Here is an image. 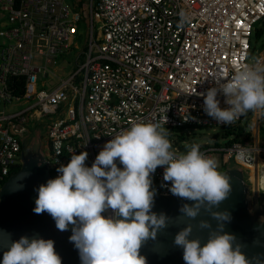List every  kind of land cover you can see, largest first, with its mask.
Masks as SVG:
<instances>
[{
    "label": "built area",
    "instance_id": "1",
    "mask_svg": "<svg viewBox=\"0 0 264 264\" xmlns=\"http://www.w3.org/2000/svg\"><path fill=\"white\" fill-rule=\"evenodd\" d=\"M0 9L7 14L0 30L5 39L0 98L26 103L12 112L0 110V188L22 164L23 137L38 123L46 125L42 151L57 177L72 154L87 152L91 167L114 136L134 122H159L163 115L177 153L186 152L187 144L172 135L177 129L209 128L214 133L202 153L217 163L234 161L252 180L256 171L264 174V145L218 137L217 128L235 129L244 116L226 125L204 111L206 93L218 81L249 62L264 63V55L251 59L264 0H85L81 6L78 0H0ZM180 13L190 22L181 25ZM87 21V58L74 74L62 77L49 64L73 45ZM41 75L57 83L39 88ZM21 77V92L15 94L12 80ZM217 99L222 109L228 107L223 95ZM47 115L57 116L42 121ZM163 172L158 166L151 174V190L171 194Z\"/></svg>",
    "mask_w": 264,
    "mask_h": 264
},
{
    "label": "clouds",
    "instance_id": "2",
    "mask_svg": "<svg viewBox=\"0 0 264 264\" xmlns=\"http://www.w3.org/2000/svg\"><path fill=\"white\" fill-rule=\"evenodd\" d=\"M189 22V17L180 13V24ZM218 95H223L228 107H220ZM204 111L226 125L244 116L235 131H239L249 112L260 113L258 123L261 122L264 63L249 62L230 79L218 81L217 86L206 93ZM166 122L165 115L159 122H134L104 145L91 167L85 163L87 152L72 154L70 162L57 169L59 175L56 177L50 170L56 178L37 189L33 212L48 213L60 231H67L68 226L73 225L69 239L79 251L81 264H146L139 254L142 244L155 239L158 230L168 225L167 216L152 211L155 192L151 190V174L158 166L164 168L163 180L170 182L172 195L193 202L181 207L187 226L174 240L175 245L183 249L185 264H248L239 248H233L235 238L228 233L221 234L223 222L229 220L228 214L212 211L230 192L229 179L222 173L223 169L236 163L223 164L220 160L217 163L206 156L200 151L204 144L200 140L190 141L185 144L186 152L177 153L164 128ZM35 127L30 128L27 136ZM221 132L225 137L232 136V140L236 135L235 132L228 135L227 130L221 129ZM61 147L59 142L55 144L57 155ZM242 170L249 179L246 181L252 183L255 178L250 179L245 169ZM256 174L259 177L257 171ZM259 193L264 194V190ZM108 209L112 210L110 217L106 213ZM202 210L218 222L217 230L212 229L208 220H200L196 225L199 230H209L203 246L199 238L189 239L194 229L192 221ZM2 264H62V260L54 250L53 240L21 237L4 252Z\"/></svg>",
    "mask_w": 264,
    "mask_h": 264
},
{
    "label": "water",
    "instance_id": "3",
    "mask_svg": "<svg viewBox=\"0 0 264 264\" xmlns=\"http://www.w3.org/2000/svg\"><path fill=\"white\" fill-rule=\"evenodd\" d=\"M261 118L263 120L259 127L261 126L260 133L264 141V112ZM25 144L19 171L0 189V264L11 243L21 237L51 239L62 264H81L79 251L69 239L73 225H69L67 231H60L48 213L33 212L38 196L37 189L56 177L50 172L48 161L39 147L26 151ZM231 165L222 172L229 179L230 192L212 211L228 214L229 220L223 222L221 234L228 233L235 238L233 248H239L248 264H264V196L260 197L258 176L256 174L252 194L242 168L237 164ZM186 203L191 205L193 202L172 193H155L152 211L157 215L167 216L168 225L158 230L155 239H149L142 244L139 254L145 258L146 264H185L183 249L176 246L174 240L176 234L187 226L180 212ZM200 220H208L213 230L218 229V222L203 210L192 221L194 229L189 239L199 238L203 246L207 242L209 230H199L196 227Z\"/></svg>",
    "mask_w": 264,
    "mask_h": 264
},
{
    "label": "rangeland",
    "instance_id": "4",
    "mask_svg": "<svg viewBox=\"0 0 264 264\" xmlns=\"http://www.w3.org/2000/svg\"><path fill=\"white\" fill-rule=\"evenodd\" d=\"M5 22H7V14L0 9V29L4 26L3 24H5ZM84 25L81 26L82 29H84ZM258 27H262V31L260 33H257L256 30L254 32L253 35V47H252V54H251V59L252 60H256L257 58H259L260 56L264 55V22L262 23H258L256 25V29ZM2 37L0 36V50L1 47L3 45L2 42ZM86 38L80 37L76 46L73 47L72 53L69 55H60L56 58V62L53 63L52 65H50L51 67H53L55 69V71L61 75L62 77H66L69 75L70 72H73L74 70H78L79 67L81 66V64L83 63V61L85 60V51L87 50L89 42H86L85 40ZM76 40V41H77ZM1 63V60H0ZM57 82V81H56ZM39 88H41L40 85V81H39ZM47 89H51L52 86L51 85H47L46 87ZM26 106L25 102H22L20 104L18 103H13V104H8V103H4L1 101L0 99V110H4L5 112H12V110H19L22 109ZM57 115H47L44 118H41L42 121H46L49 122L50 119L52 117H56ZM253 117V113L251 114L250 112L245 116V120L243 122L246 123L248 120H250ZM37 128H40L39 133H37L35 135V137H40L42 139H44V136L46 134V131L40 127L39 125H37ZM216 131H218V134L221 135V129L217 128ZM176 132V131H175ZM214 133V131L212 129L209 128H205V129H185L183 131H181V135H183L185 138V140L187 141L186 143H190V141L192 140H200V141H204L203 143H205L206 141H209L211 139V135ZM173 136L176 137L177 134H172ZM29 136V135H28ZM27 135H25L23 138H25V145H26V151H28V149H32V145L30 142V138ZM28 137V138H26ZM222 137V135L220 136ZM30 139V140H29ZM37 146V145H36ZM29 147V148H28ZM40 151L41 150V146H39ZM42 155L45 157L44 151L42 152ZM86 165L90 167V163L86 160ZM225 170V169H223ZM246 180L249 181L248 177H246Z\"/></svg>",
    "mask_w": 264,
    "mask_h": 264
},
{
    "label": "crops",
    "instance_id": "5",
    "mask_svg": "<svg viewBox=\"0 0 264 264\" xmlns=\"http://www.w3.org/2000/svg\"><path fill=\"white\" fill-rule=\"evenodd\" d=\"M3 25L4 26L1 29L6 27V23L3 24ZM83 25L85 27H84V29L80 28L79 33L75 37V41H74L73 45L65 53H61L60 55H69V54H71L72 50H73V47L76 46V44H77L75 42H78L80 37L84 36L86 38L85 39L86 42H89V37H90L89 36L90 35L89 22L87 21ZM77 38H78V40H77ZM2 42H3V45H4L5 39H2ZM3 45H2V47H3ZM2 47H1V49H2ZM88 47H89V45H88ZM0 52H1V50H0ZM88 52H89V48H87V50L85 51V60L87 58ZM50 65H52V64H49V68L52 71L56 72L55 69L53 67H51ZM76 71L74 70L73 72H70L68 76L74 74ZM68 76H66V77H68ZM39 81H40L41 87L44 86V85H45V87H47V85L53 86V85H55L57 83L56 82L57 80L56 79H52V77L50 75H48V76L41 75ZM38 85H39V83H38ZM0 99H1L2 102H4L2 98H0ZM18 104H20V103H18ZM64 112H65V109H63L62 113H64ZM258 116L260 117V113H254L253 112V117L250 120H248L246 123L241 125L240 131H238L239 132L238 133L239 134L238 139H241V140L247 139L250 143L264 145V141H262V138H261L262 134L260 133V129H261L260 127L261 126L259 127V124H261L262 121L258 123V118H259ZM37 125H39L40 127H42L46 131V125L38 123V124H36V127L34 128V130L32 129V132L30 133V135L28 137L31 139V140L29 139L31 144H37V145L41 146L42 148H44L47 145V143H48L47 131H46V134L44 136V139H42L40 137H35V135L37 133H39L38 130H40V128H37ZM28 137H26V138H28Z\"/></svg>",
    "mask_w": 264,
    "mask_h": 264
},
{
    "label": "trees",
    "instance_id": "6",
    "mask_svg": "<svg viewBox=\"0 0 264 264\" xmlns=\"http://www.w3.org/2000/svg\"><path fill=\"white\" fill-rule=\"evenodd\" d=\"M72 1H74V0H72ZM78 1H79L80 6H81V5H83L85 0H78ZM261 31H262V27H258L256 29L257 33H260ZM23 83H24V79L22 77L21 78H17L15 80H12L11 89L14 90L15 94H19V92H21V87L23 86ZM179 130L183 131V129H177V131H179ZM239 131H240V129H239ZM233 132L236 133L235 138L233 140H238V138H236V137H239L238 130L237 131H235L233 129H228L227 130L228 135H231V133H233ZM176 136H178L177 141L182 140L184 138V136L181 135L180 132H177Z\"/></svg>",
    "mask_w": 264,
    "mask_h": 264
},
{
    "label": "flooded vegetation",
    "instance_id": "7",
    "mask_svg": "<svg viewBox=\"0 0 264 264\" xmlns=\"http://www.w3.org/2000/svg\"><path fill=\"white\" fill-rule=\"evenodd\" d=\"M32 148H35V147L33 146ZM21 165H22V164H21ZM21 165L18 166V167H16V168L13 170V172H14V173L18 172V170L20 169ZM218 170L220 171L221 168H219ZM220 172H222V171H220ZM14 173H13V174H14ZM254 183H255V180H254L252 183L250 182V189H251V193H252V194H253V191H254ZM263 196H264V194H263V193H260V197H263Z\"/></svg>",
    "mask_w": 264,
    "mask_h": 264
},
{
    "label": "bare ground",
    "instance_id": "8",
    "mask_svg": "<svg viewBox=\"0 0 264 264\" xmlns=\"http://www.w3.org/2000/svg\"><path fill=\"white\" fill-rule=\"evenodd\" d=\"M263 173H264V171H263ZM258 183H259V188H258L259 191H260L261 189L264 190V174L262 175V173H259Z\"/></svg>",
    "mask_w": 264,
    "mask_h": 264
}]
</instances>
